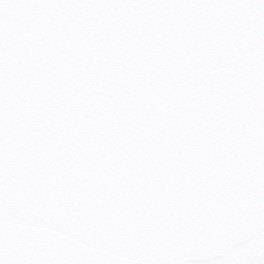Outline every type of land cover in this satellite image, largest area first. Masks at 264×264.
Instances as JSON below:
<instances>
[{
    "label": "snow or ice",
    "instance_id": "snow-or-ice-1",
    "mask_svg": "<svg viewBox=\"0 0 264 264\" xmlns=\"http://www.w3.org/2000/svg\"><path fill=\"white\" fill-rule=\"evenodd\" d=\"M0 264H264V0H0Z\"/></svg>",
    "mask_w": 264,
    "mask_h": 264
}]
</instances>
